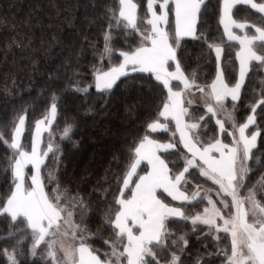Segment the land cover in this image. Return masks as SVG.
Wrapping results in <instances>:
<instances>
[{
    "label": "snow or ice",
    "instance_id": "6c2138e0",
    "mask_svg": "<svg viewBox=\"0 0 264 264\" xmlns=\"http://www.w3.org/2000/svg\"><path fill=\"white\" fill-rule=\"evenodd\" d=\"M142 6L134 0H118L106 7L108 27L100 64L93 66L94 79L84 87L79 81L72 84L80 92L87 93L94 84L97 92L110 94L122 77L133 79L129 73L148 74L142 82L148 84V93L141 103L146 100L155 113L146 114L142 129L126 146L123 175L117 176L116 194L102 220L94 221L95 210L83 197L69 196L58 184L47 190L53 174H43L46 158L58 151L52 124L59 95L52 90L46 114L35 121L30 150L22 143L25 114L13 117L10 133L7 122L0 123V140L11 150L6 167L11 183L7 191H0V216L9 223L4 243L10 247L0 249V264H27L21 257L38 254L45 264H185L181 254L189 240L186 232L177 236L176 228L189 222L193 232L199 225L206 227L201 236H211L217 248L208 255L222 257L221 264H264V197L258 198L264 192V175L259 188L249 186L253 171L249 162L261 135L258 128L249 129L264 114V79L246 119L240 122L234 115L250 70L264 68V22L234 17L238 6H244L264 21V0H218V24L227 44L223 38L216 42L199 33L208 7L205 0H147L143 17L138 14ZM113 29L134 41L138 37V42L132 45L126 39L127 48L116 47ZM186 37L202 39L209 60L214 53V76L201 80L195 70L187 73L180 55ZM236 45L239 67L233 77L223 58L225 48ZM228 60L231 63L230 54ZM150 94H158L159 103ZM134 110L130 105L129 111ZM45 132L49 138L42 147ZM158 132L169 133V138L154 137ZM74 134L75 125L66 120L60 139L71 140ZM256 162L261 164L260 157ZM93 222L96 231H91ZM100 239L105 246L102 254L95 246Z\"/></svg>",
    "mask_w": 264,
    "mask_h": 264
},
{
    "label": "trees",
    "instance_id": "16d2710c",
    "mask_svg": "<svg viewBox=\"0 0 264 264\" xmlns=\"http://www.w3.org/2000/svg\"><path fill=\"white\" fill-rule=\"evenodd\" d=\"M134 2L143 5L138 7V14L143 17L146 1ZM205 2L208 7L199 33L220 42L223 31L218 24V0ZM113 4H118V0H0V123L7 122L10 133L13 117L25 114L26 132L22 142L28 148L35 121L41 119L49 107L51 91L58 93V115L52 126L60 153L56 166L57 182L60 189L69 196L83 197L90 201L95 210V222L102 220L107 204L116 194L117 176L123 175L127 144L137 129H142L146 114L149 111L155 113V107H149L146 100L141 103L149 87L147 83H142L147 80L148 74L145 73H129L133 79L122 77L110 94L97 92L94 84L87 93L72 87L76 81L84 87L94 79L93 66L100 64L104 31L108 27L104 12L107 6ZM238 9L235 19L258 24L264 22L250 8L238 6ZM140 22L143 26V20ZM248 31L251 33L254 29L249 28ZM113 35L116 47L127 48L129 44H126V39L132 45L138 42V37L134 41L131 35L126 37L123 31L117 34L116 29H113ZM223 39L227 44L226 38ZM182 45L180 55L189 75L195 70L201 80L206 75L214 76V53L209 60L206 55L207 46L202 39L186 37ZM237 49L238 45L226 47L223 58L224 68L233 77L238 71L235 60ZM103 65L107 67V59ZM262 79L264 68L250 70L235 110L238 121L246 119L251 103L261 94ZM150 95L159 103L158 94ZM130 105L135 106L134 111H129ZM257 111L260 112V109ZM66 120L75 125V134L71 140L60 139L59 133ZM257 120V125L250 129L258 128L261 135L258 137V148L253 150L254 157L249 162L253 168L249 173V186L256 185L259 188L258 181L264 175V114L258 116ZM215 127L212 121L211 128ZM169 135L164 132L153 134L162 141H166ZM211 135L212 131L209 130L208 136ZM9 155L10 150L0 140V191H7L11 183L10 171H6ZM256 157H260L261 164H257ZM200 180L203 181L202 178ZM260 197H264V192L259 193ZM95 222L90 226L91 231H96ZM198 229L193 232L190 222L176 228L177 236L186 232L189 240L187 250L181 254L185 264H197L198 258L201 264L205 260L221 264L222 257L208 255L217 251L216 242L211 236L207 239L201 236L200 230H207L205 226L199 225ZM8 230L9 223L0 216V249L10 247L4 243ZM106 238L107 233L103 239ZM103 239L95 245L101 249V254L105 248ZM224 246V243L220 244L221 249ZM21 259L26 260L27 264H33V260L35 264H44L30 256Z\"/></svg>",
    "mask_w": 264,
    "mask_h": 264
},
{
    "label": "rangeland",
    "instance_id": "374dc122",
    "mask_svg": "<svg viewBox=\"0 0 264 264\" xmlns=\"http://www.w3.org/2000/svg\"><path fill=\"white\" fill-rule=\"evenodd\" d=\"M146 1V3H147V0H145ZM146 13V12H145ZM237 73H238V71H237ZM95 88V87H94ZM227 104H228V107H229V109L231 110V106H232V102L231 101H228L227 102ZM234 115H235V113H234ZM55 121V120H54ZM54 121H53V124H54ZM53 124H52V126H53ZM227 127H231V124L229 123L228 125H227ZM251 127L252 126H250V129H251ZM35 128V127H34ZM249 129V131H251ZM173 130H174V126H173ZM34 131V130H33ZM48 132H45V133H43V135H42V147H46L47 146V143H48ZM54 138H55V136H54ZM177 139H178V136H177ZM230 137H227L226 138V142H230ZM23 141V140H22ZM54 142H55V145H56V141H55V139H54ZM23 143V142H22ZM30 146H31V140H30V145H29V147L27 148L28 150H30ZM26 147V146H25ZM56 148H57V145H56ZM58 149V148H57ZM10 150V149H9ZM10 155H11V150H10ZM59 157H60V153H59V151H56L55 152V155H53V154H49V157H47L46 158V165H47V167H45L44 169H43V174H44V176L45 177H47V175H48V173H49V171H51L52 172V174H53V182L52 183H47V181H46V183H47V190L48 191H51V189L56 185V184H58V182H57V178H56V166H57V163H58V160H59ZM56 162V163H55ZM142 167H143V164H142ZM10 171V170H9ZM10 174H11V172H10ZM203 179V178H202ZM208 183H211V182H208ZM62 191V190H61ZM213 195H214V193H213ZM205 203H206V201H205ZM203 226V225H202ZM220 234H222L223 235V233H220ZM42 251V250H41ZM62 255V254H61ZM31 257V256H30ZM31 258H33V257H31ZM34 259H37V260H40L42 263H44L45 264V262H44V260L41 258V255L40 254H38Z\"/></svg>",
    "mask_w": 264,
    "mask_h": 264
},
{
    "label": "crops",
    "instance_id": "0c3cea01",
    "mask_svg": "<svg viewBox=\"0 0 264 264\" xmlns=\"http://www.w3.org/2000/svg\"><path fill=\"white\" fill-rule=\"evenodd\" d=\"M174 27H175V24H174V15H173V30H174ZM221 28H222V26H221ZM222 31H223V28H222ZM234 31H236L238 34H240V31L238 29H234ZM237 65H238V62H237ZM238 67H239V65H238Z\"/></svg>",
    "mask_w": 264,
    "mask_h": 264
}]
</instances>
